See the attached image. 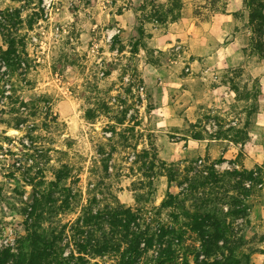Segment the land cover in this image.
<instances>
[{
    "label": "rangeland",
    "instance_id": "374dc122",
    "mask_svg": "<svg viewBox=\"0 0 264 264\" xmlns=\"http://www.w3.org/2000/svg\"><path fill=\"white\" fill-rule=\"evenodd\" d=\"M116 1L52 0L47 8L44 0H0V36L14 50L6 58L0 48L11 84L6 95L0 80V248L16 251L23 238L39 230L63 249L70 264H120L129 258L123 254L127 243L99 255L93 244L104 236L120 243L119 229L109 231L108 223L111 214L129 208L135 216L132 230L154 236L150 246L142 240L135 264H264V133L253 131L261 78L246 104L249 131L224 129L236 117L227 121L218 113L206 117V124L216 122L206 132L190 126L193 137L233 140V148L222 141L202 154L193 149L184 158L163 159L162 137L176 134L155 117L153 81L125 65L129 55L99 53L108 60L103 66L99 54L88 55L94 46L125 48L118 31L110 45L102 40L113 25L107 13ZM238 1L240 15L247 9ZM147 2L140 6L137 29L155 18L149 11L155 3ZM87 32L93 33L91 40ZM28 40L52 49L47 65L63 78L28 75ZM260 55L250 46L244 59L264 62ZM139 59L152 63L155 53ZM59 63L78 69L59 70ZM145 76L152 78L151 71ZM35 88L34 97L25 99L24 92ZM168 148L182 152L178 145ZM169 194L177 195L175 204L163 207ZM195 213L208 219L195 223ZM198 222L202 233L193 229ZM163 229L171 233L159 239ZM89 242L87 253H80V245ZM170 242L176 254L167 260L163 251Z\"/></svg>",
    "mask_w": 264,
    "mask_h": 264
},
{
    "label": "crops",
    "instance_id": "0c3cea01",
    "mask_svg": "<svg viewBox=\"0 0 264 264\" xmlns=\"http://www.w3.org/2000/svg\"><path fill=\"white\" fill-rule=\"evenodd\" d=\"M144 3L147 4V0L114 2L109 8L110 12L107 13L113 25L105 29L102 40L109 43V33L118 31L125 48L122 50L109 48L101 51L94 46L97 43L93 42L94 47H89L88 55L90 57H96L99 53L129 55L125 56L124 61L127 63L125 65L136 67L139 69L140 77L144 76L146 80L153 81L155 117L160 118L162 125H167L169 133L176 134V138L170 136L167 140L166 137H162L163 159L172 161L184 158L187 153H192L193 149L202 154L209 146L218 147L222 141H225L229 148H233L232 145H235L233 140L197 138L191 135L193 131L189 129L191 125L203 132L214 128L216 122L214 125L206 124V117L218 113L227 121L236 117L235 121L226 123L224 129L237 127L249 131L245 122L248 115L246 104L254 96L253 86L256 78L262 80L259 95L261 107L253 124V131L257 129L258 132L264 133V80L262 79L264 62L244 59L245 52L249 51L252 35L248 26V9L243 14H235L239 10L238 0H181L180 7L172 11L171 0H153L155 6L151 2L152 10L149 11L155 12V18L146 21L143 29H137V16L142 10L140 6ZM40 23L41 21L38 24ZM94 27L96 28L97 24H94ZM29 32L32 33L33 30L30 29ZM76 38L71 39L76 40ZM92 38L93 33L87 32L86 39ZM0 48L2 50L7 48L1 36ZM150 50L155 53L154 62L139 59L142 53L146 54ZM51 52L49 46L45 51L42 44L39 46L28 40L26 56L29 68L28 66L26 68L30 71L28 73L30 77L34 74L32 79L37 76L42 78L44 73L47 79L48 74L50 78L57 75L56 80H59V76L63 78L57 72V68L56 70L53 68L57 72L53 74L52 66L47 65L48 62L51 63ZM100 54L97 63L103 66L108 60L106 56L100 57ZM174 55L179 56L181 60L170 57ZM239 58L244 60L238 62ZM90 61L94 62V60ZM32 62L34 65H31ZM59 66V70H72L73 73L78 69L75 64L59 63ZM48 67L49 71H47ZM147 71H151L152 78L145 76ZM48 83L51 81L40 84L43 87ZM36 89L24 92L25 99H31L32 95L34 97ZM63 102L60 101L59 104ZM157 113L160 116H157ZM188 130L190 133H187ZM251 141H254V138ZM251 141L245 145H250ZM170 145L180 146L182 154L167 151Z\"/></svg>",
    "mask_w": 264,
    "mask_h": 264
},
{
    "label": "trees",
    "instance_id": "16d2710c",
    "mask_svg": "<svg viewBox=\"0 0 264 264\" xmlns=\"http://www.w3.org/2000/svg\"><path fill=\"white\" fill-rule=\"evenodd\" d=\"M172 7L170 10H174L179 8L181 5L180 0H171ZM240 1H238L237 7L240 5ZM242 5L248 9L249 18H248V26L251 29V42L250 46L259 54L264 53V0H242ZM235 14H238L236 11ZM162 16V14L160 15ZM6 55V58L9 57L8 54L14 52L11 49L7 48L3 51ZM264 58V55H260ZM170 178H172V173L170 174ZM177 199V195L169 194L168 198L163 202V207H171L175 204ZM210 215V214H208ZM205 214L195 213L192 216V219L195 220V223L199 219L205 220ZM95 219L96 216H91L88 219ZM110 221L108 223L109 231L115 232L117 234L118 229L121 234V240L118 244H111L112 239L108 237H103L98 240L97 244H93V253L99 255L105 252H109L110 250L120 249L122 243H127L128 248L125 253H129V258L120 262V264H135L138 261V257H140L143 251L140 249V245L142 240L145 239L147 246L152 245L154 241V236H149L145 231H133L131 228V223L135 219L132 211L127 208L125 210H118L117 212L111 214ZM88 221V220H87ZM202 223L198 222L197 226L193 228L196 231L203 232V228L201 227ZM171 233V231H167L163 229L162 233L159 236V239H162L164 236ZM182 237V236H179ZM89 243L81 244L80 253H87ZM62 248L59 247L53 240L43 232L39 230H33L29 235L22 239L19 247L16 251H11L10 248L1 249L0 248V264H52L57 261L64 264H70L67 258L62 257ZM210 251V249H209ZM164 255L167 256V260L172 259L171 256L176 254L175 249L173 250L172 242L168 244V247L163 251ZM125 256V255H123ZM82 259V258H81ZM209 264H222L221 261L209 262Z\"/></svg>",
    "mask_w": 264,
    "mask_h": 264
},
{
    "label": "built area",
    "instance_id": "2783aa9c",
    "mask_svg": "<svg viewBox=\"0 0 264 264\" xmlns=\"http://www.w3.org/2000/svg\"><path fill=\"white\" fill-rule=\"evenodd\" d=\"M51 1L52 0H44L42 6H47L50 7L51 6ZM117 32H112V33H109V37L112 38ZM8 71H7V67L5 65V63H0V80L1 78H3V81L1 82L2 84V87H3V92L8 95L11 91H10V88H11V84L10 82L8 81V75H7Z\"/></svg>",
    "mask_w": 264,
    "mask_h": 264
}]
</instances>
